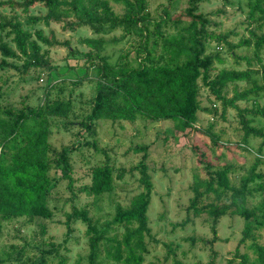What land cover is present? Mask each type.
I'll list each match as a JSON object with an SVG mask.
<instances>
[{
	"label": "trees",
	"instance_id": "16d2710c",
	"mask_svg": "<svg viewBox=\"0 0 264 264\" xmlns=\"http://www.w3.org/2000/svg\"><path fill=\"white\" fill-rule=\"evenodd\" d=\"M198 2L190 0L191 8L187 10L191 19L189 26L181 29L183 22L178 18L174 25L178 32L167 37L164 29L168 20L161 18L153 22L149 0H5L0 3L1 7L10 8L14 14L17 11L22 14L0 21V31L9 29L7 36H13L16 46L13 49L0 40L3 57L0 71L10 66L9 59L24 60L20 67L13 65L22 73L32 68L51 69L42 45L52 47L58 42L52 41V37L45 38L42 30L33 33L30 29L42 22L49 25L75 16L79 19L78 26H87L100 37L83 40L90 49L88 56L92 58L95 52L96 57L104 61L98 68L91 113L86 117L87 121L81 123L90 134H95V124L100 121L136 123L139 120L171 122L179 132L189 129L199 132L200 115L206 114L213 121L217 106L222 105L225 111L234 109L238 113L244 132L240 146L248 149L251 136L262 138L264 144V131L253 126L256 117L264 118V105L259 103L264 95V32L260 33L264 28V0L249 1L251 36L244 38L238 46L230 42V35L209 30L211 22L204 14L198 13ZM38 5L47 9L45 16L31 14ZM114 5L121 6L123 13L116 12ZM152 24L153 29L150 28ZM119 29L124 31L122 39L126 35L137 37L134 64L129 53L120 57L115 65L100 56L107 45L103 38ZM112 42L117 43L116 40ZM212 43L226 45L235 62H245L247 68L227 69L226 60L220 53L209 52ZM238 47L253 48V57L237 55L235 49ZM242 83L247 85L243 90L240 87ZM231 86L233 96L230 98ZM204 90L215 101L213 108L204 106ZM47 98L34 108L23 101L20 111L0 109V231L3 223L19 219L50 220L57 211H63L64 206L60 207L54 195L60 180L59 173L69 180L70 188L73 187L70 163L73 148L64 147L59 151L52 143L54 121L68 119L72 104ZM242 102H252V108H241L239 104ZM75 125L68 121L63 123L64 128ZM215 139L213 143L217 144L219 139ZM143 151L145 155L139 164L141 190L126 206L118 204L108 226L100 228L85 208L73 207L71 212L63 213L68 228L76 221L86 225L90 248L87 264H106L107 260L112 264L146 263L154 183L147 162L148 150L145 147ZM256 157L254 165L246 175H242L239 184L232 180V174L236 172L233 165L217 167L205 163V175H196L191 188L193 198L189 211L195 217L212 219L214 238L211 244L218 240L216 228L221 218L239 216L245 220L241 244L255 258L250 259L248 252L240 254V249H237V257L241 258L239 264H264V245L255 233L264 228V172L260 169L264 158L262 154ZM113 172L109 164L95 168L92 184L82 190L94 197L112 193ZM256 197L260 199L258 204L249 207V201ZM113 226L116 235L112 237L108 230ZM48 255L44 253L39 264H50ZM237 257L228 264H236ZM7 260L10 257L0 258V264ZM15 260L20 262L18 258ZM174 263L184 264L176 258ZM58 264H67V261L62 259Z\"/></svg>",
	"mask_w": 264,
	"mask_h": 264
},
{
	"label": "rangeland",
	"instance_id": "374dc122",
	"mask_svg": "<svg viewBox=\"0 0 264 264\" xmlns=\"http://www.w3.org/2000/svg\"><path fill=\"white\" fill-rule=\"evenodd\" d=\"M3 1L5 0H0V3ZM249 1L199 0L198 13L210 20L211 32L230 35V42L238 46L244 38L251 36ZM189 8L190 0H149L153 22L160 21L161 18L168 20L164 29L167 37L178 32L174 27L176 19L180 18L183 22L181 29L189 26ZM114 9L119 14L123 13L121 6L114 5ZM21 14L20 11L14 14L10 8L0 6V21L2 18ZM31 14L45 16L47 9L38 5L31 10ZM21 20H24L23 16ZM78 23L79 19L71 16L49 25L42 22L30 29L33 33L42 30L45 38L52 37V41L58 42L52 47L42 45L51 69L32 68L29 72L22 73L13 65L20 67L24 60L9 59L10 66L0 71V109L14 108L20 111L24 106L23 101L34 108L47 97L50 101H70L73 108L68 119L54 121L56 124L52 137L53 146L57 150L73 148L70 160L73 187L70 188L69 180L62 178L59 173L60 180L54 190V195L60 207L64 206V210L57 211L50 220L19 219L3 223L0 231V258L10 257L4 264H39L44 253L50 254V264H58L62 259H66L67 264H87L90 248L86 225L76 221L68 228L63 213L71 212L73 207L85 208L100 228L108 226L118 204L126 206L141 190L139 164L145 155V147L154 183L149 209L151 235L147 237L149 254L145 264H175V258L184 264H228L237 257V249H240V254L248 252L250 259H254L251 251L241 244L245 228L243 218H221L216 228L218 240L211 244L214 238L212 219L195 217L189 211V206L193 198L192 185L196 175H205V163H212L217 167L233 165L236 172L232 174V180L239 184L242 175H246L254 165L257 154H262L264 158L263 139L251 136L248 149L240 146L244 132L238 113L234 109L225 111L222 105L217 106L213 121L206 114L200 115L199 132L191 129L179 132L171 122L139 120L136 123L100 121L95 124V134H90L81 123L86 122V117L91 113L98 68L104 61L96 57L95 52L92 53V58L88 56L90 49L83 44V40L100 37L89 27L78 26ZM150 28H154L153 24ZM8 31L9 29L0 31V40L16 49L13 36H7ZM262 32L264 28L260 33ZM123 34L124 31L119 29L103 38L107 45L100 56L111 65H115L126 53L131 55L133 64L136 59L137 37L126 35L122 39ZM115 40L117 43L112 42ZM209 52L220 53L226 60L227 69L247 68L245 62H235L224 44L212 43ZM235 52L241 57L252 58L254 55L253 48L238 47ZM2 60L0 51V63ZM240 87L243 90L247 85L242 83ZM229 89L228 97L231 98L233 86ZM203 93L204 106L213 108L215 101L209 98L208 91L204 90ZM259 103L264 105V95ZM239 105L243 109H251L253 103L242 102ZM67 121L76 125L64 128L63 123ZM253 126L264 131V118L256 117ZM211 128V132L207 134ZM216 137L219 139L217 144L213 143ZM202 154L206 156L203 157ZM106 164L114 169V190L100 197L87 195L82 189L92 184L94 169ZM260 169L264 172V165ZM259 201L258 197L250 200L249 207ZM114 228H109V236L116 235ZM255 233L264 245V228ZM240 261L241 258L237 257L235 262L239 264ZM112 263L106 261V264Z\"/></svg>",
	"mask_w": 264,
	"mask_h": 264
},
{
	"label": "built area",
	"instance_id": "2783aa9c",
	"mask_svg": "<svg viewBox=\"0 0 264 264\" xmlns=\"http://www.w3.org/2000/svg\"><path fill=\"white\" fill-rule=\"evenodd\" d=\"M0 153H1V149H0Z\"/></svg>",
	"mask_w": 264,
	"mask_h": 264
}]
</instances>
